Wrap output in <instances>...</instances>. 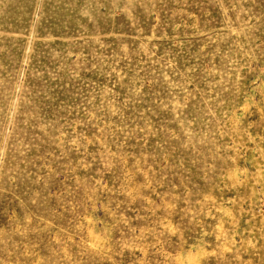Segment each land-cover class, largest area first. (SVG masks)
Listing matches in <instances>:
<instances>
[{
    "label": "rangeland",
    "instance_id": "374dc122",
    "mask_svg": "<svg viewBox=\"0 0 264 264\" xmlns=\"http://www.w3.org/2000/svg\"><path fill=\"white\" fill-rule=\"evenodd\" d=\"M0 264H264V0H0Z\"/></svg>",
    "mask_w": 264,
    "mask_h": 264
}]
</instances>
